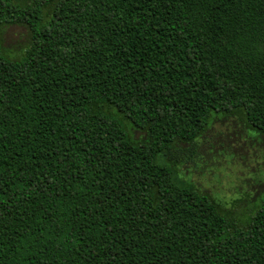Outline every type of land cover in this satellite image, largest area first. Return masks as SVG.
<instances>
[{"label": "trees", "instance_id": "obj_1", "mask_svg": "<svg viewBox=\"0 0 264 264\" xmlns=\"http://www.w3.org/2000/svg\"><path fill=\"white\" fill-rule=\"evenodd\" d=\"M228 116L264 141V0H0V264H264V193L177 169Z\"/></svg>", "mask_w": 264, "mask_h": 264}, {"label": "rangeland", "instance_id": "obj_2", "mask_svg": "<svg viewBox=\"0 0 264 264\" xmlns=\"http://www.w3.org/2000/svg\"><path fill=\"white\" fill-rule=\"evenodd\" d=\"M2 38L12 57L20 56L29 43L28 30L19 25L6 26ZM134 135L143 137L139 132ZM194 152L192 161L177 167L180 177L214 197L224 209L239 200L235 213L241 214L264 193V141L239 117L216 119Z\"/></svg>", "mask_w": 264, "mask_h": 264}]
</instances>
